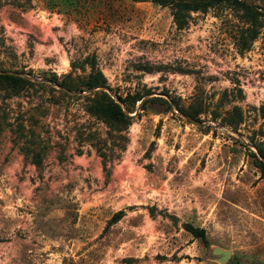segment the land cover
I'll use <instances>...</instances> for the list:
<instances>
[{
    "label": "rangeland",
    "instance_id": "obj_1",
    "mask_svg": "<svg viewBox=\"0 0 264 264\" xmlns=\"http://www.w3.org/2000/svg\"><path fill=\"white\" fill-rule=\"evenodd\" d=\"M246 28L228 5L179 29L151 0H0V71L34 77L0 84V264H264V26L243 50ZM87 57L113 98L145 95L129 126L51 80L79 83Z\"/></svg>",
    "mask_w": 264,
    "mask_h": 264
},
{
    "label": "trees",
    "instance_id": "obj_2",
    "mask_svg": "<svg viewBox=\"0 0 264 264\" xmlns=\"http://www.w3.org/2000/svg\"><path fill=\"white\" fill-rule=\"evenodd\" d=\"M134 1H144V0H134ZM157 4L163 6H169L172 8L174 21L179 29H184L189 24V18L192 12H207L212 8L219 7L221 5H228L235 10H237L241 17L243 18L245 24L247 25L246 32L247 37L244 38L245 46L243 50L249 49L250 45L259 37L261 29L264 26L263 17L264 11L261 7L249 4L243 0H151ZM86 63L91 64V72L81 79L79 83L75 85H68L65 82H59L57 77L51 80L58 83L60 86L72 90V91H88L92 97V103L88 107V112L92 115L102 118L112 124L113 127L118 126H129L133 120V116L130 115L134 112L133 106H135L139 101L141 102V109L144 108L147 100L145 95L141 93L129 94L127 97H122L116 93V97L120 99L123 104L128 109V113L124 111V106L117 102L116 98H113L104 88H109L107 78L103 72L96 67L95 59L87 57ZM24 83H33L32 80L17 76L13 74H2L0 73V84L5 85H16ZM97 88H102L101 90L92 91ZM178 110L182 113L190 115L198 120H201V115L205 112L202 108H190L184 109L176 104ZM170 110V104L168 105ZM214 119H218L220 115L214 113ZM222 122L232 128L235 131H239L241 126L245 123V116L243 109L240 106H234L229 117H224ZM253 146L258 149V152L264 156V141H254ZM252 156L257 159L258 166L264 174V162L258 157L257 153L252 151ZM123 215V211H119L114 216V220H119ZM186 229L195 237L201 238L203 242L207 243L206 229L194 226L193 224H186Z\"/></svg>",
    "mask_w": 264,
    "mask_h": 264
},
{
    "label": "water",
    "instance_id": "obj_3",
    "mask_svg": "<svg viewBox=\"0 0 264 264\" xmlns=\"http://www.w3.org/2000/svg\"><path fill=\"white\" fill-rule=\"evenodd\" d=\"M0 73L2 74H13V75H17V76H22V77H25V78H28V79H34L33 76L27 74V73H24V72H20V71H0ZM102 88H97V89H94L92 91H96V90H101ZM106 89V88H104ZM107 91H110L107 89ZM73 92V91H72ZM111 93V92H110ZM144 100V99H143ZM142 100V101H143ZM141 101V102H142ZM117 102L122 104L124 106V111L126 113H128V109L126 108V106L123 104V102L117 98ZM171 103L173 104V102L171 101ZM181 115L186 118L187 120H189L191 123H194L196 125H200V126H204V127H210L211 124L208 123V122H205V121H201V120H198L190 115H187V114H184V113H181ZM258 155L260 157V159L264 162V156H262L259 152H258ZM218 254H220V261L223 263V262H226L228 261L231 257H232V251L231 250H223V249H218L216 251Z\"/></svg>",
    "mask_w": 264,
    "mask_h": 264
}]
</instances>
